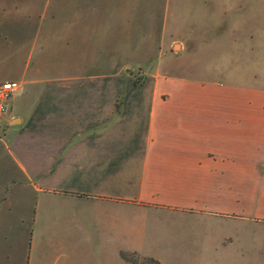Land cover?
I'll return each mask as SVG.
<instances>
[{
	"label": "crops",
	"instance_id": "1",
	"mask_svg": "<svg viewBox=\"0 0 264 264\" xmlns=\"http://www.w3.org/2000/svg\"><path fill=\"white\" fill-rule=\"evenodd\" d=\"M249 44L250 75L264 78V46L253 33ZM27 70L0 81L22 85ZM93 93L22 86L8 100L0 224L28 223L29 236L54 230L86 242L91 257L95 233L130 244L117 246L120 256L136 254L155 217L210 219L212 230L187 235L178 252L187 256L199 242L215 254L241 237L224 234L228 223L235 233L264 224V84L214 91L156 73L151 88L127 94L141 99L117 109Z\"/></svg>",
	"mask_w": 264,
	"mask_h": 264
},
{
	"label": "rangeland",
	"instance_id": "2",
	"mask_svg": "<svg viewBox=\"0 0 264 264\" xmlns=\"http://www.w3.org/2000/svg\"><path fill=\"white\" fill-rule=\"evenodd\" d=\"M10 5L14 8L0 1V76L17 77L27 66L32 77L20 80L23 89H93L96 104L117 109L141 99L127 94L151 88L156 73L214 91L264 84V78H252L249 62L250 34L264 46V0H10ZM3 118L1 113L0 124ZM175 221L153 218L134 257L161 264H264V224L235 233L228 223L224 234L241 237L215 254L199 242L198 255L187 256L178 253L189 244L187 235L201 237L212 223L204 215ZM8 223L0 224V264H132L117 252L125 242L115 236L93 234L91 257L81 254L88 251L86 242L78 246L54 230L29 236L28 223Z\"/></svg>",
	"mask_w": 264,
	"mask_h": 264
},
{
	"label": "built area",
	"instance_id": "3",
	"mask_svg": "<svg viewBox=\"0 0 264 264\" xmlns=\"http://www.w3.org/2000/svg\"><path fill=\"white\" fill-rule=\"evenodd\" d=\"M21 89L22 85L19 82L6 81L0 83V114L5 112L8 100Z\"/></svg>",
	"mask_w": 264,
	"mask_h": 264
},
{
	"label": "trees",
	"instance_id": "4",
	"mask_svg": "<svg viewBox=\"0 0 264 264\" xmlns=\"http://www.w3.org/2000/svg\"><path fill=\"white\" fill-rule=\"evenodd\" d=\"M132 255H133V258L129 257L127 254H121V257H123L124 260L132 264H161L159 261L154 260L152 258L139 259L137 257H134L135 254H132Z\"/></svg>",
	"mask_w": 264,
	"mask_h": 264
}]
</instances>
